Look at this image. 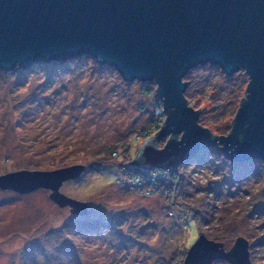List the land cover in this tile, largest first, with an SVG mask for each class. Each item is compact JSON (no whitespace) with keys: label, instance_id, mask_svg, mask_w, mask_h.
I'll use <instances>...</instances> for the list:
<instances>
[{"label":"rangeland","instance_id":"374dc122","mask_svg":"<svg viewBox=\"0 0 264 264\" xmlns=\"http://www.w3.org/2000/svg\"><path fill=\"white\" fill-rule=\"evenodd\" d=\"M235 76V86L226 83ZM183 80L200 124L228 135L246 93L245 71L228 76L218 66L199 65ZM147 84L128 83L90 56L0 70V176L83 165L59 192L88 204L86 214L73 213L50 189L0 188V264H177L181 255L184 264L200 233L215 234L226 252L243 238L250 264H264V175H243L221 153L202 168H179L180 195L176 181L165 183L162 175L152 193L145 176L142 185L131 178L137 169L130 162L157 133L152 121L165 118L156 96L145 94ZM174 194L184 210L171 204ZM92 222L106 229H88ZM211 264L230 263L216 258Z\"/></svg>","mask_w":264,"mask_h":264},{"label":"water","instance_id":"95a60500","mask_svg":"<svg viewBox=\"0 0 264 264\" xmlns=\"http://www.w3.org/2000/svg\"><path fill=\"white\" fill-rule=\"evenodd\" d=\"M82 56L114 68L128 83L156 85L164 124L141 144L131 164L145 170L176 167L215 146L232 162L264 161V0H0L1 71ZM206 64L228 76L243 70L248 76L246 97L226 136L202 126L200 111L185 97L184 77ZM170 135L158 148V138ZM85 169L13 172L0 176V188L50 189L60 206L86 214L88 204L59 192L63 181ZM216 258L250 264L247 241L238 238L226 252L200 233L184 264H211Z\"/></svg>","mask_w":264,"mask_h":264},{"label":"trees","instance_id":"16d2710c","mask_svg":"<svg viewBox=\"0 0 264 264\" xmlns=\"http://www.w3.org/2000/svg\"><path fill=\"white\" fill-rule=\"evenodd\" d=\"M232 80H235V83H234V81H232ZM238 77H231V78H227L226 79V83L228 82V84H229V82H231L230 84L232 85V86H235L236 85V83L238 82ZM241 80V79H240ZM229 84V85H230ZM155 84L154 83H150L149 85L147 84V85H145V87H144V92H145V94L146 95H149V96H152V95H155ZM239 89L241 90V84L239 85ZM246 97V93H245V96L243 97V99ZM242 99V100H243ZM241 100V101H242ZM158 102V105L160 106V108L162 107V103H161V101H157ZM191 105H193V106H195V103H193V102H191ZM165 119V118H164ZM153 122V124H151L150 125V127L149 128H151V129H153L155 132H158L160 129H161V127L163 126V124H164V120H159V121H152ZM198 122L199 123H201L200 122V120L198 119ZM152 126V127H151ZM213 135H215V134H213ZM155 136V135H154ZM172 135H170L169 137H171ZM153 137V136H152ZM151 137V138H152ZM168 137V138H169ZM176 137H178V135H176ZM148 139H150V138H148ZM147 139V140H148ZM164 139V138H163ZM163 139H161L160 140V138H158V140H157V143L156 144H158V142H159V140L160 141H163ZM219 147V146H218ZM138 152H139V150H138ZM138 152H137V154H138ZM125 153L126 154H128L127 156L125 155L124 157H125V159H127V160H132L133 159V157H132V155L130 156V154H131V147L130 148H128L126 151H125ZM136 154V155H137ZM221 158L222 157V154H221V152H220V149H217V147L215 146V147H205V148H201L200 150H199V152L195 155V156H193V157H191V158H189V159H187V160H185V161H183V162H181L180 164H178L176 167H173V171L174 172H172V171H170L172 174H175V175H173V176H171L170 175V181L171 182H174V181H176V186L177 187H179L178 189H176V192L178 191V194L180 195V193H179V191H183V189H181V187H182V185H181V181H183L182 180V173H180V171H179V168L180 167H186V166H192V167H194V168H202V167H204L206 164H208L210 161H211V159H213V158ZM223 160V159H222ZM224 162L225 163H227L228 161H226V160H224ZM112 165H114V164H112ZM230 165H232V164H230ZM235 166L236 167H239L241 170H242V173H243V175H249V174H252L253 173V176H255L256 177V179H258V180H261V179H263L262 177H263V175H264V161L263 160H260V159H252V160H249V161H245V162H242V163H237V165L235 164ZM169 167V166H168ZM168 167H159V166H156V167H152V168H150V169H143V170H145L147 173H149V175L150 174H153V173H156V174H158V175H162L163 176V174H165L164 176V178H169V174H167L168 172H166L169 168ZM134 168H139V167H137V166H135L134 165ZM166 169V170H165ZM163 171V172H162ZM164 171L166 172V173H164ZM169 171V170H168ZM163 173V174H162ZM131 174H135L137 177L139 176V179H142L143 181H144V176L145 175H143V176H141V175H139V173L138 172H131ZM148 175V176H149ZM149 178L148 177H146L145 176V180H146V182H148L149 180H148ZM176 179V180H175ZM150 182L152 183V184H154V183H156L157 181H151L150 180ZM178 182V183H177ZM234 182L236 183V180H234ZM171 204L175 207V206H180L181 208L183 207V210L185 209V207L184 206H182L183 205V203H180V202H178V200H177V197H176V194H174V196H172V199H171ZM87 225V228L88 229H91V230H93V229H95V230H102V229H106L105 227H104V225L103 224H99V225H96V222H95V224H94V222H92V223H88V224H86ZM210 228V227H209ZM214 228H216V229H219L218 228V226H216V227H214ZM214 235V236H213ZM209 239V238H208ZM210 240H212V241H215V242H218V240H219V238L218 237H216V235L215 234H212V238L210 239ZM260 244H261V246H264V239H262L261 240V242H260ZM181 258H180V260L178 261V263L177 264H181V262H182V260H183V255H181L180 256Z\"/></svg>","mask_w":264,"mask_h":264},{"label":"built area","instance_id":"2783aa9c","mask_svg":"<svg viewBox=\"0 0 264 264\" xmlns=\"http://www.w3.org/2000/svg\"><path fill=\"white\" fill-rule=\"evenodd\" d=\"M172 167H169V171H171L172 169H171ZM135 169H137V170H135L136 172H138L139 173V175H141V176H143V175H145L146 177H148L149 179V181L147 182V184H146V186L149 184V185H152L153 186V188L151 189V190H149L148 191V193H152V190H155V189H157L158 187L156 186V183H154V184H152L151 182H150V180L151 181H154V180H152V177L151 176H155V181H157L156 180V175H158V174H156V173H153V174H150L149 175V173H147L145 170H143V169H141V168H135ZM135 171H133V172H135ZM163 174V173H162ZM149 175V176H148ZM165 174H163V182H165V183H167L168 181H170V174H169V178H164L165 176H164ZM130 176H131V178L132 179H134V181L136 182V183H139L140 185H142V183H140V180H142V179H139V176L137 177L135 174H130ZM164 183V184H165ZM135 184V183H134ZM163 185V184H162Z\"/></svg>","mask_w":264,"mask_h":264}]
</instances>
